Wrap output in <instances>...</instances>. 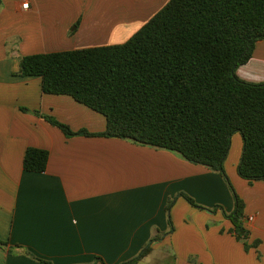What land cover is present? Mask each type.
Segmentation results:
<instances>
[{
  "label": "crops",
  "instance_id": "crops-1",
  "mask_svg": "<svg viewBox=\"0 0 264 264\" xmlns=\"http://www.w3.org/2000/svg\"><path fill=\"white\" fill-rule=\"evenodd\" d=\"M169 1L0 0V240L8 243L0 264H38L23 249L53 264H90L97 256L121 264L169 231L168 201L179 192L205 208L234 210L220 174L173 152L119 138L67 137L46 117L93 134L106 130L107 118L70 95L44 92L39 76L15 75L23 56L125 43ZM237 74L264 82V40ZM29 147L49 152L45 172L24 169ZM242 153L236 133L225 170L245 202L248 243L258 245L246 250L222 209L178 197L170 213L175 230L138 264H264V180L239 175Z\"/></svg>",
  "mask_w": 264,
  "mask_h": 264
},
{
  "label": "trees",
  "instance_id": "trees-1",
  "mask_svg": "<svg viewBox=\"0 0 264 264\" xmlns=\"http://www.w3.org/2000/svg\"><path fill=\"white\" fill-rule=\"evenodd\" d=\"M264 40V0H170L127 42L116 45L23 56L15 75L39 76L43 90L65 94L103 114L104 132H74L47 116L67 137L119 138L167 150L220 174L234 198L231 213L222 206L205 208L185 192L167 205L170 229L157 233L139 254L121 264H138L154 242L175 228L171 210L178 197L232 222L231 233L249 245L245 202L225 170L233 136L240 133L243 153L239 175L264 180V82L241 79L237 70L253 57ZM45 149L29 147L26 171L43 173L49 162ZM8 243L0 240V248ZM20 253L38 264H53L26 249ZM106 264L97 256L90 264Z\"/></svg>",
  "mask_w": 264,
  "mask_h": 264
},
{
  "label": "built area",
  "instance_id": "built-area-1",
  "mask_svg": "<svg viewBox=\"0 0 264 264\" xmlns=\"http://www.w3.org/2000/svg\"><path fill=\"white\" fill-rule=\"evenodd\" d=\"M28 6H29L28 2L23 3V7H24L25 9H27ZM253 219H254V218L251 217L249 220L252 221Z\"/></svg>",
  "mask_w": 264,
  "mask_h": 264
}]
</instances>
